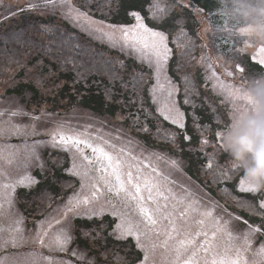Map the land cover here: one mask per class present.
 <instances>
[{
  "label": "rangeland",
  "instance_id": "obj_1",
  "mask_svg": "<svg viewBox=\"0 0 264 264\" xmlns=\"http://www.w3.org/2000/svg\"><path fill=\"white\" fill-rule=\"evenodd\" d=\"M75 2L76 0H0V264H175V241L168 240L167 245L164 243L167 237L163 233L169 228L168 222L160 220L154 230L145 229L143 226L137 230L133 222L134 235L130 236L126 233L121 235V230L116 228V225L122 222L121 217L112 214L113 210L108 202L111 200L113 204L120 207L122 206L119 203L121 197L116 196L114 192L105 191L101 184L98 185L100 190L96 193V198H93L95 178L73 174L76 171L82 174L87 162L82 160L75 149L69 150L53 141V133L57 130L65 133L86 131L94 141L102 142L98 139L102 138L115 145V150L123 149L124 158L134 164L139 163L144 173L155 176L161 182L165 194H168L166 189L172 190L177 199H170L169 210L172 204H177L178 214L193 200L198 202L194 207H197L199 211L190 214L187 224L183 220H178L177 223L195 233L200 230V225L196 221L204 218L200 212L212 210L213 216L208 218L206 225L209 234L211 235V231L214 230L212 225L215 220L219 218L225 230L232 233L231 243L243 249L245 234L248 233L250 248L244 255L249 264L253 262L261 264L264 256L254 254L264 244V234L252 232L249 225L260 227L264 224V216L259 214L264 211L259 209V201L264 199V190L256 193L241 192L239 184L240 180L244 179V172L243 169L237 168L230 176L227 167L233 168V162L226 161L225 164H220L216 156L211 155L207 157L203 167L206 176L214 185L222 187L230 178L234 181L236 195L232 196L227 191L223 197H220L221 193L218 191L219 198L212 195L185 171L186 163L181 156L159 147L146 145L118 116L114 118L99 115L80 106L62 109V111L56 107L45 108L35 113L26 106L29 95L4 94L2 96L6 88L18 83L16 74L22 68L24 69L22 81L30 80L35 83L36 77H39L40 81L46 83L45 92L49 91L47 84L55 85L56 79L52 72H45L42 69L45 68L42 60L53 61L62 69L77 68L76 72L79 74H76L79 79L93 74L110 79L114 77L113 65L118 63L119 58H123L131 59L150 71L151 81L147 86V95L159 116L161 115L158 108L163 107L165 103L170 105L172 101H175L176 106L180 108L178 85L167 71V64L174 53L168 36L165 34L171 53L159 75V83L164 86L161 89L157 85L154 58H145L130 43H125L119 27H110V25L122 24L108 22L109 16H106L107 21L90 16L78 9ZM174 2L172 7L163 2L156 3L162 7L163 17L173 11L188 12L190 10L196 19H199L200 26L193 39V42L198 43L197 61L202 69L207 88L210 89L218 104L224 108V117L227 116L229 119L228 125L218 130L223 132L231 123L234 104L240 102L233 101L228 96L227 86L240 90L247 89L253 80L264 77V65L252 58L257 48L246 44L245 39L238 35L226 9L224 22L228 27L213 31L209 19L201 10L192 7L185 0H174ZM114 6L113 2L112 7ZM105 8L109 7L105 4ZM27 10L33 11L37 16L51 18L53 25L47 23L34 26L32 24L16 31L14 27L9 26V23L7 24V19ZM82 13L86 15H81ZM130 17V24L135 23L134 18ZM101 21L103 23H100ZM61 22H64L69 30L72 29L84 35L85 40L59 27ZM176 26L183 27V22L179 21ZM221 36L229 37L230 49L226 53L215 47L217 38ZM93 46L101 50L97 51ZM36 54H41V59L35 60ZM245 57L258 64L260 69L255 71L247 69ZM237 65L243 69L242 72L237 69ZM225 69L231 71L233 75L228 76ZM213 71L216 72V76L212 75ZM105 73L111 74L107 76ZM169 80L171 86L176 89L171 97L168 96ZM221 82L224 88L221 87ZM13 113L16 114L13 115ZM165 121L172 124L170 121ZM217 142L220 144L222 140L217 139ZM221 150L219 145L213 148L216 154ZM209 164L211 167L208 166ZM60 165L63 166L64 176L70 179L67 182L69 189L63 186L60 194L55 198L43 194L39 198L42 212L35 209H31L30 214L23 212L18 191L34 188L39 180L46 179L54 171L53 166ZM153 169L156 171L153 172ZM5 185L9 187H4ZM85 197L89 199L87 204L82 202ZM180 200L183 203H179ZM77 201L81 203L77 205ZM69 208L72 211H68ZM105 215L112 221L111 228L108 231L102 226L96 227L97 232L93 234L92 239L100 245V240L105 239L102 236L105 232L114 242H131L132 249L140 253L139 256L134 257L133 261L123 258V255L130 253L128 248L116 250L121 252L120 256H117L118 253L113 249L95 254L90 253L86 247L74 243L73 229L76 219L100 221ZM237 217L243 219H237ZM244 221L248 223L245 224ZM58 236L61 240L65 236L71 237L65 246L66 250L62 251L56 242ZM137 236L139 241L136 239ZM217 238L224 241L228 239L223 233H217ZM41 239L44 241L43 244L40 243ZM102 242L103 247H112L109 243L103 240Z\"/></svg>",
  "mask_w": 264,
  "mask_h": 264
},
{
  "label": "trees",
  "instance_id": "obj_2",
  "mask_svg": "<svg viewBox=\"0 0 264 264\" xmlns=\"http://www.w3.org/2000/svg\"><path fill=\"white\" fill-rule=\"evenodd\" d=\"M185 1L189 2L192 7L201 10L207 16L213 31L228 27L225 26L224 22L225 7L220 4L219 0ZM113 2L115 4L114 7H112ZM156 2L166 3L170 7L174 6V0H76L75 6L90 16L100 17L106 21V16H109L108 22L125 25L131 23V17L128 12L139 11L149 27L163 31L168 36L174 53L167 64V71L179 88L178 103L182 112L185 113L184 130L169 124L156 113L147 95V86L151 81V73L147 68L131 59L124 60L119 58L118 63L113 65L114 77L110 79L106 76L95 74L79 79L77 77L79 73L76 72L77 68L73 70L62 69L53 61L42 60L45 67L42 69L45 72H52L56 79L55 85L52 83L47 84L49 91L45 92L46 83L40 81L39 77H36L35 83L30 80L22 81L24 78V69L22 68L16 74V78L19 80L18 83L13 87L6 88L2 96L4 94L29 95L26 106L31 112L35 113L45 108L53 109L56 107L62 111V109L80 106L99 115H107L114 118L118 116V118L123 120V123L127 124V128L146 145L159 147L167 152L181 156L186 163L185 171L208 189L212 195L218 196L219 191L221 193L219 196L223 197L229 191L232 196H235V183L231 178V180L227 179L222 187H219L214 185L211 179L206 176L203 168L207 157L211 155L216 156V160L220 164H225L226 161L228 163L233 161L230 155L223 152V150L218 154L213 151V148H217L219 145L216 132L226 127L229 119L227 116V118L224 117V108L218 104L210 89L207 88L208 86L203 79L202 69L197 61L196 49L198 43L193 42V39L196 37L200 21L196 19L190 10L188 12L182 10L179 12L173 11L163 17L162 7ZM105 4L109 8L106 9ZM179 21L183 22V27L176 26ZM8 23L16 31L32 24L34 26L47 23L53 25L51 18L37 16L33 11L29 10L19 12L17 16L7 19ZM58 26L63 27L65 31L80 37L82 40L86 38L75 30H69L64 22H61ZM216 41L215 47H218L222 52L226 53L230 49L229 37L221 36ZM93 48L97 51L101 50L96 46H93ZM40 55L36 54L34 59H41ZM37 56L38 58H36ZM245 66L250 71L260 69L258 64L246 57ZM110 74L105 73L107 76ZM185 99L195 101V106L191 103L185 104ZM182 132H187L192 136L191 142L182 138ZM204 139L209 141L207 145H202L201 141ZM56 156L58 155L56 154ZM62 167V165L59 167L53 166L54 171L46 179L39 180L34 188L28 191H18L20 207L23 212L30 214L31 209L42 212L39 198L43 194L55 198L60 194L63 186L69 189L67 182L70 179L64 176ZM227 170L231 176L232 172L237 170V168L228 166ZM204 177L206 178L204 179ZM61 183H63L62 186ZM111 225L112 221L107 215L103 216L100 221L76 219L74 221L73 241L80 246L86 247L90 253L95 254L103 253L108 249L116 251L120 248H128L130 253L123 255V258L133 261L134 257L139 256L140 253L132 249L131 242H114V240L110 239L108 233L105 232L102 233L105 239L100 240V245L92 239L93 234L97 232L95 231L96 227L102 226V228L109 231ZM102 240L109 243L112 247H103ZM116 252L118 253L117 256L122 255L121 252Z\"/></svg>",
  "mask_w": 264,
  "mask_h": 264
},
{
  "label": "snow or ice",
  "instance_id": "obj_3",
  "mask_svg": "<svg viewBox=\"0 0 264 264\" xmlns=\"http://www.w3.org/2000/svg\"><path fill=\"white\" fill-rule=\"evenodd\" d=\"M131 7V5H130ZM181 7H186L181 5ZM238 11V10H236ZM86 15V14H81ZM128 15L132 16L135 23L128 25H110L112 28L119 27L122 37L125 43H130L131 46L138 52H141L145 58L152 57L155 61V70L157 76V85L162 89L164 86L159 83V75L167 63L171 49L168 47L167 36L163 31H157L153 27H149L144 22V17L141 16L139 11H129ZM234 22L233 28H241V23L238 19L230 17ZM100 23H103L101 21ZM183 31V29H181ZM258 60V63L264 65V46L258 47L255 54L252 57ZM151 63V61H150ZM239 71H243L242 68L237 65ZM228 76H232L233 73L225 69ZM213 76H216V72L213 71ZM170 90L168 96L171 97L173 92L176 91L174 86H171L169 80ZM221 87L224 88L223 82ZM228 87V96L233 99H246L241 94L239 88L233 86ZM187 91V90H186ZM155 100V97H153ZM185 104H193L195 101L188 99L184 100ZM158 112L167 121H170L173 125H176L178 129H185V113L176 106V102L172 101L169 105L165 103L163 107L158 108ZM16 113H13L15 115ZM58 138V141H57ZM182 138L185 141L191 142L192 136L187 132H182ZM216 138L221 139V132H216ZM102 142L94 141L89 137V134L85 132L72 131L65 133L57 130L53 133V141L58 142L59 145L71 150L75 149L80 155L83 161L87 162V166L84 168L83 173L79 171L74 172V175H82V177H94L96 183L93 184L95 191L92 196L95 199L96 193L99 192L98 185H103L105 191L114 192L116 196L121 197L120 207L117 204H113L109 200V204L112 207V214L119 215L121 217V223L116 225L117 229L121 230V235L125 233L127 235H134L133 222H135L136 229L139 230L141 226L145 229H155V226L160 220H166L168 222V229H165L164 235L167 239L164 241L167 245L168 240H174V252H175V264H249L248 259L244 255L250 248L248 241V233L245 234V247L234 246L231 241L233 239L232 233L225 230V227L220 223L219 218L215 220L211 231L206 227L208 218H212L213 211L205 210L200 212V215L204 217L196 221L200 225V230L192 233L188 228L177 223L178 220H183L187 224V218L191 213L198 212L199 209L194 207L198 202L193 200L187 204L183 210H180L177 214V204L171 205L169 210L170 199L176 200L175 194L172 190L166 189L168 194H165V190L162 188L161 182L151 174H146L142 170L139 163H132L125 159L122 155L123 149L119 151L115 150L116 146L110 144L108 141L98 138ZM202 145H207L209 141L204 139L201 141ZM219 147L224 151L222 142ZM135 159V158H133ZM211 167V164L208 165ZM75 167V165H74ZM233 168H238L235 164ZM134 170V171H133ZM156 170L153 169V172ZM4 187H9L5 185ZM239 190L241 192L256 193L257 190L246 185L244 179L240 180ZM163 201V203H162ZM83 203H89L87 197L82 201ZM71 203V201H70ZM81 201H77V205ZM179 203H183L182 200ZM259 209L264 210V199L259 201ZM255 210V209H253ZM68 211H72L71 208ZM133 213L135 215H133ZM264 216V211L259 213ZM237 219H243L237 217ZM247 224V221H244ZM252 232L264 234V224L260 227H253L249 225ZM217 233H223L228 237L227 241L219 240ZM202 239H198L201 238ZM71 239L69 236H65L63 240L58 236L56 242L60 245L61 250H66L65 246ZM139 241V236L136 237ZM13 243H15L13 241ZM40 243L44 241L41 239ZM155 247V245L153 246ZM75 255V253H73ZM257 256H264V244L261 245L260 249L254 254ZM147 259V256H145ZM255 264V262H253ZM264 264V261L261 262Z\"/></svg>",
  "mask_w": 264,
  "mask_h": 264
},
{
  "label": "clouds",
  "instance_id": "obj_4",
  "mask_svg": "<svg viewBox=\"0 0 264 264\" xmlns=\"http://www.w3.org/2000/svg\"><path fill=\"white\" fill-rule=\"evenodd\" d=\"M219 2L230 17L240 21L238 35L246 44L264 46V0ZM241 94L246 99L234 104L231 123L221 132L222 146L233 164L243 169L246 183L260 191L264 190V77L253 80Z\"/></svg>",
  "mask_w": 264,
  "mask_h": 264
}]
</instances>
